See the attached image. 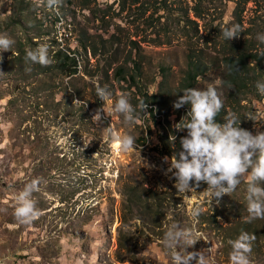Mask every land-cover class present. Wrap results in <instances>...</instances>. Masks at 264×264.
<instances>
[{
  "label": "rangeland",
  "instance_id": "obj_1",
  "mask_svg": "<svg viewBox=\"0 0 264 264\" xmlns=\"http://www.w3.org/2000/svg\"><path fill=\"white\" fill-rule=\"evenodd\" d=\"M136 1L60 0L52 10L44 0H0V34L14 41L0 52V264H173L162 246L172 223L195 228L200 238L186 251L203 254L207 264H231L229 242L242 232L253 236L250 264H264V219L245 222L247 177L211 206L204 182L195 191H176L167 172L172 158L159 142L163 132L170 141L173 133L187 134L176 127L186 122L190 105L172 104L186 85L188 46L203 64L193 88L224 81L222 58L231 48L221 46V31L240 27V20L260 30L264 0L242 2L238 12L236 0H205L207 31L192 16L195 0ZM188 17L198 22V32ZM40 44L48 45L47 66L25 59ZM60 50L77 59L76 75L56 62ZM120 68L127 77L137 71L135 86L116 77ZM98 86L113 95L100 101ZM219 91L218 123L235 112L241 127L264 131V95L252 91L233 100L225 84ZM123 92L134 106L143 94L153 99L132 124L116 114L94 123V111H107ZM123 134L133 135L135 146L115 150ZM169 149L175 156L177 149ZM33 179L40 181L32 193L40 215L21 224L15 197ZM197 204L201 215L193 224Z\"/></svg>",
  "mask_w": 264,
  "mask_h": 264
},
{
  "label": "clouds",
  "instance_id": "obj_2",
  "mask_svg": "<svg viewBox=\"0 0 264 264\" xmlns=\"http://www.w3.org/2000/svg\"><path fill=\"white\" fill-rule=\"evenodd\" d=\"M44 3L49 9L55 10L60 0H44ZM240 33L238 24L226 25L221 31V38L227 42ZM256 39L264 45V32L257 33ZM13 43L6 34H0V52L11 50ZM261 55L264 56V53ZM25 59L47 66L51 63L48 45L40 44L35 49H29ZM224 84V81H217L216 85L204 89L188 87L173 101L174 109L190 105L187 111L190 119L181 127H176L177 130L186 129L187 134L180 138L181 147L174 158H165L168 161L167 172L171 173L174 187L180 193L195 191L200 182L206 183L205 196L211 206L218 204L223 195L233 193L242 179L247 177L245 199L248 215L245 222L250 223L256 219H264V131L253 133L241 127L242 115L235 112L226 114L224 123H218L214 119L221 108H224L219 91V87ZM227 87L231 88V85L228 84ZM255 89L258 95H264V80H257ZM95 92L102 102L113 95L107 86H98ZM146 107L145 99L134 106L130 95L123 92L108 105L107 111L103 107L95 110L91 119L94 123H102L105 117L116 114L126 123L132 124ZM108 132L111 134V129ZM116 138L120 141L121 150L135 146V137L131 134ZM175 140L176 137L172 135L171 143ZM39 183L38 179H33L15 197L17 206L14 215L21 224H30L40 215L32 199V193L38 190ZM190 215L195 224L201 215L199 204L191 209ZM199 238L194 227L186 228L172 223L163 234L162 246L170 253L173 264H192L193 260L195 264H207V257L203 254L186 251ZM252 239L253 236L242 232L229 242L231 264H250Z\"/></svg>",
  "mask_w": 264,
  "mask_h": 264
},
{
  "label": "trees",
  "instance_id": "obj_3",
  "mask_svg": "<svg viewBox=\"0 0 264 264\" xmlns=\"http://www.w3.org/2000/svg\"><path fill=\"white\" fill-rule=\"evenodd\" d=\"M138 1V0H137ZM137 1L135 3H137ZM204 1L205 0H195L193 7L191 8L193 14L192 16L195 17L196 19H199L202 21L201 26H203V30H206V25L208 23L206 16L211 15V12L209 11V8L207 7L206 10H204ZM247 0H236L235 1V9L236 12L240 10V5L242 2H246ZM203 6V9L201 8ZM237 17V16H236ZM187 21L189 24H193L194 26V31L198 32V22L192 18H187ZM240 28H242V32L240 33L241 39L239 42H236L235 40L220 42L221 46H226L228 48H231V52L225 53V56L222 58V62L226 65L227 69V74L225 75V85L227 86L228 84L231 85V90L233 93H231V97L234 100V97L236 95H243V94H253L252 91L256 92L255 89V80H264L262 77L264 76V56L261 55V53H264V45H261L257 39H256V34L260 32H264V25H262V28L259 30V24L257 27V31L253 30V24L249 23V26L244 27V21L240 20ZM216 31V30H215ZM221 35V34H220ZM188 36V35H185ZM195 36V35H194ZM189 39L187 42L189 43H194V37L189 35ZM193 38L194 41H191ZM202 38V36H201ZM237 38V37H235ZM93 54L96 55L95 49H93ZM23 52V51H22ZM197 53L195 47L193 48L192 46H188L187 50V66L186 70L184 72V77L183 81H186V85H182L181 89H185L188 87H192L195 84V79L196 77L203 72V64L202 62H199L194 59H198V55H195ZM20 54V53H19ZM56 62L60 66H62V69H66L65 72L68 75H76L78 72L77 68V59L74 57H71L67 53H63L62 50L57 51L56 54L54 55ZM125 69L120 68L116 72V77L119 80H125L127 81L128 85L130 86H135V77L137 72L135 69H133L134 74H131L127 77L125 73ZM127 78V80H126ZM252 88V90H251ZM142 99H145L146 105L148 104V100L152 101V97H147L145 94L142 95ZM140 99V100H142ZM139 100V101H140ZM138 102V101H137ZM150 103V102H149ZM187 105V104H186ZM154 111L152 108L149 109V115L153 120H156L155 114L153 113ZM177 119H179V114L177 115ZM184 119V118H183ZM183 119L181 121H183ZM190 119V117L186 118V122ZM157 121V125L161 126L160 121ZM167 124L169 122L167 121ZM163 128V126H161ZM168 130H170V127H168ZM182 132H185L182 130ZM173 133L172 135H174ZM170 133H165L159 135V142L161 143L163 149H167V152L164 151V156H168L169 158H174V156H170L171 149L169 147H173L177 149V152L180 150V138L183 137V135H177L176 140L171 143L170 141ZM174 144V145H173ZM122 262V260H121Z\"/></svg>",
  "mask_w": 264,
  "mask_h": 264
},
{
  "label": "bare ground",
  "instance_id": "obj_4",
  "mask_svg": "<svg viewBox=\"0 0 264 264\" xmlns=\"http://www.w3.org/2000/svg\"><path fill=\"white\" fill-rule=\"evenodd\" d=\"M120 146V142L119 141H116L113 145L114 149L117 150Z\"/></svg>",
  "mask_w": 264,
  "mask_h": 264
}]
</instances>
